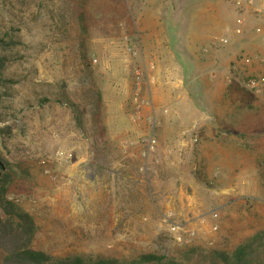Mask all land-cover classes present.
Instances as JSON below:
<instances>
[{"label":"rangeland","instance_id":"374dc122","mask_svg":"<svg viewBox=\"0 0 264 264\" xmlns=\"http://www.w3.org/2000/svg\"><path fill=\"white\" fill-rule=\"evenodd\" d=\"M10 38L0 180L35 219L30 247L231 253L264 229V89L247 86L264 0H0Z\"/></svg>","mask_w":264,"mask_h":264},{"label":"trees","instance_id":"16d2710c","mask_svg":"<svg viewBox=\"0 0 264 264\" xmlns=\"http://www.w3.org/2000/svg\"><path fill=\"white\" fill-rule=\"evenodd\" d=\"M0 41L5 49L18 44L13 38ZM4 60L0 57V69ZM36 231L33 216L7 197L0 180V264H264V229L246 238L231 253L193 246L171 256L148 252L132 258L79 254L57 257L30 247Z\"/></svg>","mask_w":264,"mask_h":264},{"label":"built area","instance_id":"2783aa9c","mask_svg":"<svg viewBox=\"0 0 264 264\" xmlns=\"http://www.w3.org/2000/svg\"><path fill=\"white\" fill-rule=\"evenodd\" d=\"M247 86L255 91H260L262 89H264V78H253V79H249L247 82ZM155 147V141L153 140H147V144H146V149L143 152V156L145 158L148 157L149 153L154 149ZM180 229V226L175 224L172 227V231L176 234V239L179 242L183 241L182 236L177 232Z\"/></svg>","mask_w":264,"mask_h":264},{"label":"crops","instance_id":"0c3cea01","mask_svg":"<svg viewBox=\"0 0 264 264\" xmlns=\"http://www.w3.org/2000/svg\"><path fill=\"white\" fill-rule=\"evenodd\" d=\"M205 130H207V129H205Z\"/></svg>","mask_w":264,"mask_h":264}]
</instances>
